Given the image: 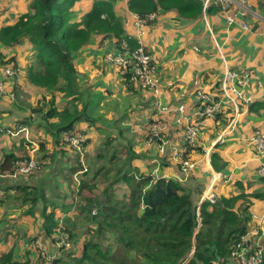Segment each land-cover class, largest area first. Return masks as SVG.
Segmentation results:
<instances>
[{
	"label": "trees",
	"instance_id": "16d2710c",
	"mask_svg": "<svg viewBox=\"0 0 264 264\" xmlns=\"http://www.w3.org/2000/svg\"><path fill=\"white\" fill-rule=\"evenodd\" d=\"M78 1L80 0H30L26 12L16 17L9 14V22L0 24V66L14 67L22 64L16 55L8 56L7 50L26 46L24 56H31L23 71L24 81L28 84L26 92L29 96L36 91L42 94L35 106L30 107L24 100L29 107H17L19 111L28 110L29 114L13 130L21 125L42 126L53 139L52 152L46 149L43 142H38V151L33 156L36 168L32 172L9 178L18 184L20 177L36 178L48 168L54 181L58 176L66 181L67 187L61 190L64 200L80 197L85 203L79 204L75 212L76 219L87 222L82 225L87 238L84 237L81 247L77 248L76 232L59 225L60 219L55 214L56 209L64 211V204H53L44 197V190L40 185L30 184V190L23 200L31 204L30 211L36 206L40 207L39 215L43 222L42 232L39 233L46 234L53 243L63 236V232L68 234L70 248L62 247L59 250L61 252L62 249H67V259L78 250L79 256H71L76 264H235L230 260V252L240 236L253 228V213L249 207L252 201L264 200V190L246 193L242 184H238V194L214 197L216 200L211 203L205 197L202 198V183L193 188V180L197 179L196 162L192 155L195 152L201 153V148L196 144L197 137L190 141L183 135L182 146L171 150L166 162L161 161L167 163L161 165L173 167L180 174L178 178L166 177L158 172L153 173L154 162L150 163V160L145 159V153L135 152L131 136L119 131L112 135L111 128L105 126L107 119L104 123H96L102 121L103 116L94 112L95 104L92 103L90 87L80 88L79 85L76 61L80 50L91 43L92 36L99 38V43L108 38H115L117 43L124 39L130 50L135 49L138 44L124 34L122 22L114 13L112 3L115 0H93L89 12L76 16L77 11L73 7ZM127 8L138 17L172 10L188 20L202 17L200 0H128ZM0 10L1 16L5 12L1 5ZM218 11V8H209L206 19L209 13L218 14ZM93 43L96 44L95 40ZM236 73L243 75L241 72ZM120 75L128 86L138 84L130 75ZM220 82L221 77L216 82L214 94L202 91L211 94L218 101L221 99ZM248 91L252 93L249 89ZM57 99L66 104L57 103ZM176 106L178 105L167 108L172 110ZM238 106L237 119L247 111L264 107V101L254 98L251 103ZM198 107L199 102L195 109ZM233 116L231 106L224 105L214 120L224 118L222 120L227 125ZM36 118L39 122L33 124L31 120ZM197 119L201 118H196L194 122L197 123ZM42 120L45 121L44 124L41 123ZM80 122H86L88 127L100 128L98 133L104 134L94 144L99 146V151L95 150L98 151L96 158H102L103 163L96 165L97 160L94 162L85 151L87 169L78 175L77 186L76 183H71V179L75 171L82 170L79 155L59 136L63 132L84 134L78 126ZM155 122L167 125L163 118L150 120L144 128L145 141L151 136L150 125ZM185 129L186 125L183 131ZM165 133L167 132L161 131L152 137L150 144H156L161 149L168 147V135ZM107 138L110 139L106 142ZM113 138L124 142H119L118 148L109 149L106 143H112ZM87 141L88 139L85 141V148ZM213 147L210 164L215 172L222 173L227 162L217 149H221L223 145L215 144ZM174 152L175 159L172 154ZM24 160L29 161L30 155L21 146L18 152L13 149L6 151L0 162V176L12 175L16 172V162ZM58 164H61L59 169ZM187 165L192 167L187 169ZM58 183L55 182L56 186ZM50 190L53 193L52 187ZM83 191L87 194L81 196ZM1 197L0 194V199ZM29 242L26 245L32 249L33 238ZM14 251L12 248L6 253H0V264H30L27 258H15ZM37 258H40L39 254ZM67 259L61 257L49 262L42 260L40 264H67Z\"/></svg>",
	"mask_w": 264,
	"mask_h": 264
},
{
	"label": "crops",
	"instance_id": "0c3cea01",
	"mask_svg": "<svg viewBox=\"0 0 264 264\" xmlns=\"http://www.w3.org/2000/svg\"><path fill=\"white\" fill-rule=\"evenodd\" d=\"M127 1H113V9L115 15L122 22L124 34L137 43L138 28L134 24L136 14L128 10ZM29 2L30 0H1L0 5L5 12L0 16V24L9 22V17H7L9 14L16 17L26 12ZM92 2L93 0L76 2V16L89 12ZM249 2L252 13L242 18L243 21L250 24L248 30L239 25L229 26L219 13H209L207 23L212 31H209L210 35L208 26L200 16L188 20L178 16L174 10L155 13L156 17L141 29L140 42L153 57L154 78L159 88L158 94L141 88L139 83L128 86L117 68L104 60L106 53L116 54L118 51L115 38L101 40L99 43L100 39H95V36H92L91 43L80 50L76 61L77 72L80 76L79 85L80 88L90 87L94 91L91 97L93 105L95 104L94 112L103 116V120L96 123H104L107 119L105 126L111 128L112 135L119 131L121 134L131 136L133 149L137 143L141 147L139 151L134 149L135 152L145 153L147 156L145 159L150 160V163L154 162L152 163L153 173L158 172L166 177L178 178L180 174L173 167L161 165V163L167 165L161 161L165 160L166 162L168 153L170 154L171 150L182 146L183 127L186 125L185 120H180V124L175 122L179 116L178 112L176 114L170 109V112L162 115L160 107L167 108L182 104L183 116L194 121L198 117L193 118L190 115L198 104L196 91L200 89L214 94L216 82L226 70L247 73L250 76L249 90L255 93V98L264 101V97L256 90L258 81L264 83V4H262L264 0H249ZM94 40L96 44L93 43ZM25 49L26 46L9 49L7 55H16L22 63L16 65L20 70L22 69L20 77L18 76L19 79L16 81L22 83L23 91L26 93V102L31 105L36 104L42 94L36 91L29 96L26 92L28 84L24 81L23 70L31 56H24ZM59 101L66 104L61 99H57L56 102L59 103ZM156 103L161 106H156ZM28 114V110L19 111L14 106H7L6 102L0 101V118L3 117L0 123V162L3 153L12 149L14 152H18L19 146L23 148V151L26 150L30 157H33L35 151H38V142H43L46 149L52 152V135L47 133L42 126H24L27 132L29 129L28 139L31 141L28 142H25L27 138L23 134H19L21 138L20 136L14 138L15 136L7 134L9 127L12 130L14 125H19L21 119L28 117ZM157 117L163 118L167 123V133L165 134L168 135L166 140L168 147L164 146L162 149L156 144L145 142L144 128L150 120ZM222 119L219 118L215 121L214 119L201 118L197 119V123L195 122L199 127L196 144L201 148V153L195 152L192 155L196 162L197 179L193 180V188L202 183L200 186L202 198L208 192H212L215 198L238 194L240 192L238 184H242L246 193L264 190V178L258 174L263 158L259 157L257 150H254L255 146L249 142L255 131H264V107L247 111L239 119L236 118L233 125H230V122L226 125ZM36 120L37 118L31 121L35 123ZM78 126L86 133H84L86 140L88 139L86 149L89 145L93 144L94 146L98 140L96 136L101 129L88 127L86 122H80ZM59 137L63 140L62 133ZM114 141L124 142L119 138H113L112 142ZM215 144L223 145L221 149H217L222 159L227 162L222 173L215 172L210 164V152L214 151ZM88 153L91 157L93 156L91 152L88 151ZM172 154L175 159L176 153ZM85 156L80 160L82 170H77L72 175L71 183H76L77 186L79 184L78 175L87 169ZM162 157L163 159H161ZM92 159L94 162L97 160L96 165L103 163L102 158L97 159L95 156ZM45 178L47 182L42 181L40 175L30 179L20 177L18 184L9 177L0 178V194L2 196L0 199V253H6L14 248L15 258H21L20 260L27 258L30 264H40L42 259L37 258L38 250L34 245V242L38 240L52 259L66 258L65 250L67 249H62L60 252L50 237L39 233L42 230L43 222L39 215L40 207L36 206L34 210L30 211L31 204L23 200L24 195L30 190L28 186L37 183L44 190V197L51 200L52 203L56 202L57 205L58 196L47 198L45 188L47 187L52 193L50 187L53 182H59L57 185L64 187L62 189L67 187V183L60 176L54 181L48 172H45ZM62 189L58 188L60 192ZM62 200L61 203L66 204L67 200ZM64 207L67 208V205ZM263 207L264 200L252 201L249 210L255 214ZM60 210L56 209L55 214L61 221L64 213ZM3 231H5L4 234ZM62 234L67 236V239L69 238L65 232ZM32 238L31 249L26 243H30ZM257 244L264 249V236L257 239Z\"/></svg>",
	"mask_w": 264,
	"mask_h": 264
},
{
	"label": "built area",
	"instance_id": "2783aa9c",
	"mask_svg": "<svg viewBox=\"0 0 264 264\" xmlns=\"http://www.w3.org/2000/svg\"><path fill=\"white\" fill-rule=\"evenodd\" d=\"M202 2V17L205 24L208 26L206 19V11L209 8H218L219 14L223 16L226 23L231 25H239L241 28L248 30L250 24L243 21L248 14L252 13L249 0H200ZM156 17L155 13H150L144 17L134 18V24L138 28L136 32L138 46L130 50L126 40H122L118 45V52L116 54L112 52L106 53L104 60L107 61L114 68H117L120 74H128L133 80L138 82L143 89L151 91L153 94H158L159 88L154 78L155 66L153 64V57L149 54L140 42L142 35L141 29ZM208 30L210 28L208 26ZM20 68L18 66H0V96L7 95L10 98H14L15 92L14 87L17 86L18 76L20 75ZM20 77V76H19ZM249 78L247 73L239 75L236 72L226 70L221 76L220 88H221V99L215 101L211 94L205 93L202 90L196 91V96L200 107L196 108L191 117L209 118L214 119L215 116L220 112V109L224 105H229L233 109L234 116L230 121V125L234 122L239 114V104H249L255 98L253 93L248 91L249 89ZM9 84V86H7ZM7 88V90H6ZM257 93H260L264 97V83L258 81L256 84ZM8 91V92H7ZM156 106H161L156 103ZM170 108L160 107L161 114L170 112ZM179 113L178 118L175 120L179 123L180 120L186 121V129L184 130L185 137L192 141L198 135L199 127L191 119L188 120L183 116V105H178L172 109ZM33 116V115H32ZM166 125L161 123H152L150 125V133L148 140L151 141L152 137L158 135L161 131H166ZM8 134L17 132H23L27 134L26 128L18 126L16 130L12 129V132L7 131ZM62 139L68 143L79 155V159L82 160L84 156V144L86 141V135L73 132H63ZM220 139V138H219ZM249 142L255 146L258 155L263 160L260 163L258 174L264 178V131H255ZM16 172L12 175H5L0 177H10L17 174H29L33 169L36 168L33 157H30L29 161H18L16 162ZM192 165H187V169L191 168ZM211 203L215 202L214 195L212 192H208L204 196ZM92 213L95 211L92 209ZM252 220H254L253 228L248 231L247 234L240 236L235 242L231 252L230 260L235 264H262L264 258V249L259 247L257 239L264 236V208L260 212L253 214ZM35 247L38 250V254L42 260L50 261L52 257L47 253L44 246L37 240L34 242ZM70 243L67 236L63 235L55 243L57 249L67 248Z\"/></svg>",
	"mask_w": 264,
	"mask_h": 264
},
{
	"label": "rangeland",
	"instance_id": "374dc122",
	"mask_svg": "<svg viewBox=\"0 0 264 264\" xmlns=\"http://www.w3.org/2000/svg\"><path fill=\"white\" fill-rule=\"evenodd\" d=\"M0 2H1V0H0ZM73 10H76V4L74 5V7H73ZM77 11V10H76ZM22 70V69H21ZM24 71V70H23ZM14 89V92H15V94L16 95H14V98H10V97H8L7 95H2L1 97H0V101L2 100L3 102H6L7 103V106H14V108L15 109H17L18 110V106H20V107H22V108H26V107H29V106H26L25 105V103H27L28 104V102H26V97L24 96V95H26V93H24V91H23V86H22V83H18L17 84V86L16 87H14L13 88ZM89 92L90 93H92V92H94V91H92L91 89L89 90ZM24 100H25V103H24ZM59 103H60V101H59ZM3 104V103H2ZM4 105V104H3ZM33 106H35V104H31L30 105V107H33ZM31 114H34V113H31ZM35 115V114H34ZM36 116V115H35ZM2 118L3 117H1L0 118V123L2 122ZM37 122H39V120L37 119L36 121H35V123H33V124H37ZM235 122H236V120L232 123V125L233 124H235ZM41 123L42 124H44L45 123V121L44 120H42L41 121ZM16 125V124H15ZM14 125V126H15ZM9 131L10 132H12V130H11V128L9 127ZM1 133H2V131H1ZM7 134H8V132H7ZM19 134H23L24 135V137H26L27 139L29 138V129H28V132H27V134H25V133H22V132H17V133H13V134H8L9 136H12V137H14V138H18L20 135ZM18 135V136H17ZM104 134H102V133H98V136H96V139H99L100 137H102ZM20 138H21V136H20ZM95 138V137H94ZM26 139V141L28 142V141H31L30 139H28L27 140ZM110 138H107L106 139V142L109 140ZM12 140V139H11ZM147 144H150V141L149 140H146L145 141ZM34 143V142H33ZM118 144H119V141H114V142H110V143H106V146L109 148V149H112V148H118L119 146H118ZM138 144V143H137ZM135 145V147H134V149L136 150V151H139V150H141V147L140 146H138V145ZM96 149H98V151H99V146H96V145H94V147H93V144L92 145H89L88 147H87V149L86 148H84V152L85 151H89V152H91L92 154H93V156L92 157H95L96 156V154H97V152L98 151H95ZM138 154V153H137ZM60 166H61V164H58L57 165V169H59L60 168ZM62 167H63V165H62ZM49 171V169L48 168H46L42 173H40V177H41V179H42V181H45V182H47V180H46V178H45V172H48ZM50 175V174H49ZM51 176V175H50ZM75 181H76V179H74ZM63 183V182H62ZM54 187V193H50V191L47 189V187L45 188V193L47 194V198H52L53 196H58L57 197V199H58V203H57V205L58 204H63V203H61V202H63V198H62V196H63V194L58 190V188H60V189H62V188H64V187H58V186H56V184H55V182H53L52 183V188ZM117 190H119V188H117ZM87 193L85 192V191H83L82 193H81V196L82 195H86ZM78 201V202H77ZM65 203L66 204H64V206L65 205H67V208L66 207H64V211H62L63 213H64V216L62 217V219H61V221L59 222V225H64V226H66V227H68L70 230H74L75 232H76V235H77V240H78V246H77V248H80L81 247V242H82V240L84 239V237H86V235L84 234V232L85 231H83V227H82V225H85L87 222H86V220H78V219H76V217H75V212L77 211V207L79 206V204H85L84 203V200H81L80 199V197H78V199L76 198L75 199V197L74 198H68L67 199V201H65ZM53 204H56V202L55 203H53ZM60 210V209H59ZM93 210L95 211V209L93 208ZM61 211V210H60ZM59 212V211H58ZM65 215H66V218H65ZM9 226V225H8ZM1 229H3V230H5L4 228H1ZM76 229V230H75ZM5 233V231H3V234ZM85 235V236H84ZM1 236V235H0ZM87 238V237H86ZM10 244V243H9ZM8 244V245H9ZM80 255V252L78 251V250H75L73 253H72V255L71 256H73V257H75V256H79ZM71 256H69L70 258L69 259H67L68 257H66V259H67V264H76V262H75V259L73 258V257H71ZM79 258V257H78ZM21 259V258H20ZM63 264V263H62Z\"/></svg>",
	"mask_w": 264,
	"mask_h": 264
}]
</instances>
